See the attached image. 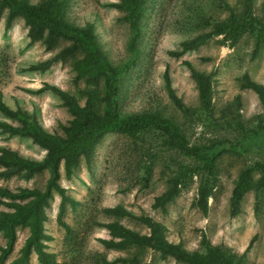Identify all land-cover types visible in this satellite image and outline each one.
<instances>
[{"label":"rangeland","instance_id":"374dc122","mask_svg":"<svg viewBox=\"0 0 264 264\" xmlns=\"http://www.w3.org/2000/svg\"><path fill=\"white\" fill-rule=\"evenodd\" d=\"M29 1L35 4L39 0ZM116 4H121V0H71L67 17L79 26L93 25L108 60L118 66L130 56V29L125 13L115 7ZM228 7L240 12L242 2L149 0L142 20L141 55L122 79L120 103L126 114L161 112L176 123L190 145L229 142L233 149L220 155L208 170L204 163L186 158L168 147L166 139L157 132L106 135L88 165L81 161L70 178L65 177L61 168L59 184L68 198L61 218L65 227L57 221L61 198L56 193L46 209L44 224L45 233L51 238L46 243L47 251L56 256V264H105L103 260L110 263L133 254L148 264H182L170 258L162 261L157 253L146 248L105 249L100 240L109 239V235L102 224L113 219L102 211L115 206L163 223L168 241L181 243L189 253L205 250L206 241L241 254L256 236L246 264H264V188L258 193L255 190L247 192L239 215L230 216L231 195L237 181L248 173L251 185L256 186L264 174L259 167H264V149L243 151L239 145L243 138L264 127V110L258 97L250 90L240 89V78L245 73L264 85V36L256 53L258 40L253 33H247L234 46L220 36L180 58L169 55L170 51L178 50L183 41L208 31L211 22L225 19ZM253 12L264 25V0H253ZM6 16L4 11L0 20V93L3 100L12 109L20 107L34 112L48 132L62 134L60 126L67 125L71 116L56 95L38 90L44 84L55 85L73 94L82 105L85 96L81 92L85 84L75 82L70 62L56 63L44 72L27 69L53 58L66 43L50 51L40 42L31 44L24 21L17 18L6 29ZM183 62L213 75L210 114L200 113L196 86ZM166 70L175 95L191 114H184L170 100L164 81ZM98 90L102 96V83ZM0 120L9 121L1 113ZM2 147L30 159L41 160L45 156V151L30 139L0 131ZM147 168L151 169V176L145 186L142 178ZM207 171L211 173V194L208 212L203 215L195 202L200 182L210 176ZM174 176L184 177L180 194L166 207V212L152 209L154 198L167 188L168 180ZM47 178L46 171L29 180L0 177V187L43 189ZM6 210L0 204V211ZM119 221L141 234L148 233L136 221L127 218ZM27 235V230L18 229L14 250L4 264H11L19 256ZM4 244L0 235V245ZM28 264H39L35 254L30 256Z\"/></svg>","mask_w":264,"mask_h":264},{"label":"trees","instance_id":"16d2710c","mask_svg":"<svg viewBox=\"0 0 264 264\" xmlns=\"http://www.w3.org/2000/svg\"><path fill=\"white\" fill-rule=\"evenodd\" d=\"M149 0H121V4L114 5L125 13V20L130 29L128 42L129 58L118 66L113 65L101 48L95 29L91 24L79 26L71 23L67 17V10L71 0H39L33 4L29 0H0V20L3 12H7L5 28L21 18L27 28V37L31 44L40 42L47 51L53 50L60 43H66L53 58L37 65L30 66L29 71L44 72L56 63L70 62L75 73V82L81 81L85 89L81 92L85 96L84 104L77 98L55 85L44 84L39 93L49 91L56 95L71 116L67 125H61L62 134L51 133L38 121L34 112H28L18 107L10 108L0 93V113L9 121L0 120V131L10 136L30 139L32 143L45 151L41 160L30 159L20 155L7 147L0 148V177L8 179L19 177L25 180L33 178L44 171L48 173L45 187L18 188L10 190L0 187V204L7 210L0 211V235L5 240L0 245V264H4L14 250L18 229L28 231V235L19 250V256L11 264H28L30 256L36 255L39 264H56V256L47 251V242L51 238L45 233L44 224L47 221L46 209L50 205L53 193L60 196L61 202L57 221L62 222L65 204L68 198L65 190L60 186L61 168L66 178H70L81 161L87 165L91 162L97 146L104 137L111 133L135 136L149 131L159 133L166 139V145L177 150L182 156L204 163L208 168L213 166L218 157L233 149L229 142L215 143L211 146H193L188 143L176 123L161 112H145L126 114L121 109L120 97L122 79L127 71L133 68L141 55L140 37L142 34V20ZM223 1V0H221ZM242 10L236 12L228 9V16L209 24L206 32L199 33L180 44L178 50L170 51L173 58H180L183 54L195 51L210 39L222 36L223 41L234 46L245 34L253 33L256 39V53L262 37L264 25L259 22L253 12V0H241ZM207 61V60H205ZM190 72L198 93L201 114L211 112L212 74L196 70L189 62H183ZM165 88L174 106L184 114H191L182 101L175 95L171 87L168 70L164 74ZM102 83V96L98 85ZM240 89L250 90L257 97L264 110V85L253 81L247 73L240 78ZM243 151L257 148L264 149V127L246 136L239 143ZM264 170L263 166H259ZM200 182L197 208L206 215L208 199L211 194L210 178ZM151 169L147 168L142 181L148 185ZM251 177L244 174L232 190L230 216L236 217L241 212V203L247 192L255 190L257 193L264 188V174L256 186H252ZM184 185L183 176H174L168 180L167 188L154 198L152 209L166 212V207L180 194ZM106 217L113 220L102 224L107 230L109 239H102L100 243L105 249L129 251L131 249H150L165 261L173 259L182 264H246L256 236H254L245 251L241 254L231 251L226 246H212L205 241V250L189 253L183 249L181 243L169 242L166 226L145 215L137 216L123 206L106 208ZM127 218L143 225L147 234L127 227L119 220ZM105 264H148L137 255L129 258H119Z\"/></svg>","mask_w":264,"mask_h":264}]
</instances>
